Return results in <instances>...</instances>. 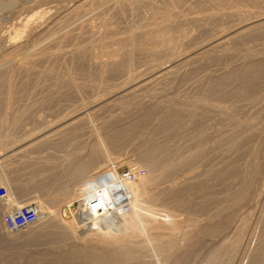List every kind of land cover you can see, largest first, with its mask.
Segmentation results:
<instances>
[{
	"label": "bare ground",
	"instance_id": "bare-ground-1",
	"mask_svg": "<svg viewBox=\"0 0 264 264\" xmlns=\"http://www.w3.org/2000/svg\"><path fill=\"white\" fill-rule=\"evenodd\" d=\"M10 1L11 0H9L8 2H10ZM33 1L34 0H12V4L15 5L14 7H16V6L19 7L20 5H28ZM18 2H19V4H18ZM15 3H17V4H15ZM8 6H10V5H8ZM51 13H52V11H51ZM30 16L31 15H29V17L21 18L20 20H18L19 25L21 27H23V31H21L20 34L16 35V37L14 39H11L8 37L9 40H7V41H9V42H7L6 41L7 38H3L4 43H5L4 46H2L4 52H3V55L1 54V56H0V92H1L0 95L3 94V96H4V98L0 97V169H1V171L4 170L5 165L9 164V160L11 162V160L16 158V157L17 158L20 156L22 157L24 154L29 153L30 150L32 153V151H35L37 147H41V146L43 147L47 144H52L51 147L53 148L54 146H56V144L53 146V142H52V138L55 136L57 138H59L60 143L65 142V144L66 143L68 144V142H71L68 145L66 144L68 147L70 146V144H75V142H74L75 139L72 137L75 134H78V135L82 134L83 135V133H84L82 131L83 127H84L83 130L85 128L90 130V128L93 127L90 125L91 124L90 123L91 118L97 117V116H94L92 113H89V112L93 111L91 109H90L91 111L89 110V105L91 104L90 103L91 101H94V102H92L91 106L99 104L101 107H103V106L106 107L107 104L109 105L108 102L113 101L114 103L117 102V105L119 104L120 108H122V106L125 105L129 101V99L131 100V97H134V95L136 93H139V91H144L146 89H149L148 87L151 84H153L154 82H157L159 80H163L162 78H164V77H168L171 75L173 76L175 74H178L177 72L183 66L188 65V64L190 66L191 63L193 64L197 60H199L201 58H205V57L208 59L209 58L212 59V62H214L213 58L216 59L217 61L218 60L224 61L226 59L224 57L230 56L231 55L230 52H233V50L235 49L236 46L244 44V42H246L247 40H249V41L254 40L256 37L258 38L259 34L264 32V0H81V1L79 0L78 2H74L72 5H70L68 7L66 6V8H64L62 10H56L54 12L53 16L52 15H51L52 17L50 16L51 17L49 19L50 23H48V24H47V22H38L36 19H34L37 17H35V16L30 17ZM46 17H48V16H46ZM122 20L126 21V23H125V25H127L126 27L124 26V23L122 22ZM121 22L123 25H120V26L121 27L123 26V28L125 27L124 31L121 30L123 32L120 31L121 27L119 26V24H121ZM16 24H17V20H16ZM14 28H12V29L14 30ZM9 30H10V28H9ZM10 31L12 32V30H10ZM13 33H11V34H13ZM31 37L32 38L37 37L39 40L38 41L36 40V41L40 45L37 46V48H35L36 46L32 45L33 48H31V50L26 51L24 44L23 43L21 44L20 40L22 38V41H23V38L30 39ZM10 39L13 41H11ZM77 40H78V42L81 40V42L78 43V44L81 43V45H78V44L76 45L75 41H77ZM73 42H75V44ZM72 43L74 45H76V47L73 45L74 49L70 48L73 46L69 47V45H72ZM68 47L70 49H67ZM28 48L29 47H27L26 49H28ZM67 56L71 57L70 60H71V64H73L72 67L71 66H70L71 68L68 67L70 69L69 70L67 67H65L63 65L65 67L64 70H62L61 72L59 71L58 73L55 71V73L59 74V75H55L54 66H56V64H58L59 61H65ZM232 56H234V55H232ZM74 60L78 61L77 64H79V62H81V63L79 65H74V63H72ZM253 62H254V60H253ZM66 63H68V62H66ZM66 63H64V64H66ZM60 64L62 65V62ZM60 64L57 65L58 70H59V68L63 69L62 68L63 66L59 67ZM75 64H76V61H75ZM81 64H85V65L88 64L89 68L87 66L84 68V65L82 66ZM44 65H46V66H44ZM74 66H79V67H77L78 69L83 67L82 68L83 71L81 69L80 70L77 69V70L82 71V73H79L78 75H80V74L84 75V76L82 75L80 78L85 77L86 81L83 79L85 83L82 82V84H80V82L78 83V81L76 82L73 80L74 79L73 76L74 77L76 76V74H74L75 71H74V73H70V72H73L72 70L76 69V67H74ZM41 67H43V68L40 69ZM246 70H247V73H245V76H243L244 74H242V73H241L242 74L241 75V74H239V72H235L234 74H232V77L229 75L231 78L227 77L224 79H221V78L216 79L213 77V79H212V77H211L209 83L207 82L208 85L205 87L204 90H202L203 91L202 95H199V97L197 96V98L192 99V101L190 100L189 103L187 102L186 104L188 106L185 105L186 107L184 106V108H182L183 106L181 108L177 107V106L174 107L173 106L174 103L169 104V105H168V103L166 104V100L167 99L169 100L170 97L167 98L165 100V102H163V104H166V106H163L165 108V112L163 113V114H165L163 120L164 119L165 120L163 121L162 124L168 128V130L165 129L166 131H170V133H171V131H172L171 129L174 130V129H177V128L182 127L184 125H185L184 129L186 127L189 128L190 126H192L193 121H191L192 124L191 123L187 124V123H184L185 121H183V118L185 120V118L188 117L189 115H190V117H192L193 120L198 119L200 122V119H201V121H203L202 123H204V125L208 127V125H206V123H205L206 121L204 122V120H206V118L203 116H202L203 118L202 117L199 118L200 111L201 112L203 111V113H204L208 110V112H212L214 114V116L216 115L215 116L216 118L217 117L219 118L220 123H219L218 127L221 124V120L223 121V123L228 124L227 126L233 127L232 133L230 132L231 134H228L225 137H221L224 134H222L220 132L221 138L217 139V142L215 141V143L219 144V146L221 143L229 144V145H226L229 148L225 147L226 149H228L229 152L233 151L234 154H238V155L240 152H244L243 158L245 156L247 157V158H245V160H246V165L244 164L245 167L234 166L235 165L234 160H233V162L230 160L231 162L228 161V163H227L223 159L224 160V161H222L223 165L220 163L221 165L219 167H212L209 169L205 168V170H203L202 172H199L200 174L199 173L197 174V171H198L197 170L196 174L192 175L190 173L192 176L189 175L190 177L189 178L187 177L188 179L186 178V181L190 182V184L188 183L189 186L192 185L193 181H191V180L198 179L199 177L201 178L200 182H199L201 185V187L199 189L201 191L200 190L197 191L196 195L199 193L200 194L197 195L198 197L195 195L197 197V199H199L198 202L201 204H205V206L202 205L203 208H205V210L208 209L207 206H210V205H212V206H210V208H213L214 206H215V208H217L215 210L216 212H214L212 210L214 212V214L209 215L208 218H210V220H213L217 216H220L221 214L222 215L226 214L229 218H231L230 216L232 215V219H231L232 225L230 227L228 235L225 233L228 238L227 237L225 238V236H224L225 239L222 238L221 240H223V241L222 242L220 241L219 244L216 243L214 240H212L208 243H205V245H208L210 247L214 246L213 249H215V246H219L218 249L216 247L217 250L216 249H215V251L211 250L212 252H210V249H209L210 253L208 254V252H206L208 255L203 254V255H206L203 258L202 257L197 258V257H199L197 255V257H194V258L189 257L190 259L179 260V264H240L243 258H246V260H247L246 264H264V130L262 128H259V129L257 128L260 120H262L260 118L261 114L264 112L260 110L262 113L260 112V114L259 113L255 114V113H257V112H255L254 113L255 115L252 114L253 116L248 117L247 119L243 118L245 120L241 121L238 118L239 117L238 116L239 110L238 109L236 110L232 107L231 108L228 107L227 105L229 103L226 104V102H225L226 106L223 105L222 102L224 103V100H226V99L228 100V98L225 99V96L223 98L221 96L222 92L225 91L227 93V91L225 89L228 90L231 87L230 86L231 81H235L236 79L239 81V85H241L240 86L241 89L238 88V89H240L239 91H241L243 89L246 92V94L249 91L251 93L252 92L251 90L254 89L258 85V82H261V83L263 82L262 84L264 85V67L263 66H258V64H253V65H251V67H248V69H246ZM78 71L76 73H78ZM120 73L122 75H125L124 77L122 76V78H123L122 83H121V79H118L116 76V74H120ZM72 74H73V76H72ZM212 74H214V73H212ZM32 75L34 77H36V79L42 78L41 81L39 80L40 83L43 81V77H46V80H48V81H53L52 79L55 77H53L52 79L49 80V79H47V76H50V75H51V77L53 75L56 77L59 76L60 78L58 77L56 79L61 80V82L63 84L64 83L67 84L66 86H63V84H62L63 87L66 88L67 86H70L69 89L67 88L69 91L67 89L66 90L70 94L74 95V93H75V96H74L75 98H77L80 93L85 92L88 89H91V91L88 90L91 92V94H93L92 90L97 91V89H100V88L104 93L102 95V91H98L97 93L101 94V96L99 94V96H98L99 98H98V97H96V95H98V94H96V92H95L94 94H96V95H93L90 97H92V98L94 97L97 99L96 100L91 99V101L89 99L88 101L90 104L87 105L85 103L86 106L81 107L82 110H83V108H87V111H89L88 112L89 114H87L86 113L87 111H85V110H84V112H82L81 108L79 107L81 105L79 104V106H77V107H79L80 109H77V107L75 106L77 110L72 109L73 111H71L70 114L68 113L69 112L68 111L67 112L68 116L65 117L62 115L63 117L59 121L56 119L58 122L55 121L56 122V123H54L55 125L53 124L49 128L47 126L48 132L45 134H44V129H43V134L41 132V134H42L41 136H38V135H40V133L38 134L35 131L33 133V130H32V133H33L32 135L30 134L31 132L30 133L26 132L27 134L30 135V138H27V134L25 133V128H24V134L26 135V138H24L25 136H20V134L18 136V134L13 132L14 131L13 129H15L18 125L20 126L22 121H24V119H26V117H24V115H25L24 113L26 111L24 112L22 110L23 111V113H22L19 110L21 108L20 106H19L20 108H17L18 106L15 107L16 105H18V103H20L19 100L17 101V99H19L20 97H18V98L16 97L17 87L15 86L16 83L14 84V81H15V78L17 81L18 77L21 78L19 81H21V80L24 81V83L21 82L22 84H24L23 85L24 87H19L20 85L18 83V85H19L18 87L20 88V90L23 88L22 91H20V90H18V91H20V94L22 92V95H20V96L23 97V101H24L25 100L24 96L26 95L25 91L29 92V91H27V89H32V88L26 87V86H28V84H30V82L32 80V78H31ZM78 75L76 78L79 77ZM112 76H116V81L118 79V80H120V82L116 83L117 85L115 83H112L113 85L112 84L109 85L106 82L105 83L106 85H105L104 84L105 79L107 77L108 78L111 77L112 79H114ZM34 77H33V79L35 82ZM30 78H31V80H30ZM80 78H78V79H80ZM119 78H120V76H119ZM38 79H37V82H38ZM78 79H76V80H78ZM112 79H110V80H112ZM29 80H30V82L28 83ZM44 80H45V78H44ZM106 81H107V79H106ZM43 82H46V81H43ZM57 82H59V81H57ZM110 82L108 81V83H110ZM113 82H115V81L113 80ZM31 84H34L33 81ZM35 84H36V82H35ZM35 84L32 87H34ZM46 84L43 83V85H45V86H43V85H40L38 83V85H40L41 87L43 86L42 87L43 89H44V87H46ZM94 84L96 87L98 86L99 88H95ZM38 85H36V87ZM48 85H49V83H48ZM62 86H60V87H62ZM36 87H34L33 89H36ZM48 87H50V86H48ZM55 87H54V90L57 91V87H59V86H57V83H56ZM60 87H59L58 91L60 90ZM92 87H94V89H92ZM38 89H36V90H38ZM70 89H72V90L70 91ZM64 90H62V91L64 92ZM230 90H229V93H230ZM40 91H42V89H40ZM88 91H87V93H88ZM239 91H237V92L232 91L231 95L230 94H229L230 96L228 95L230 97L229 99H232L235 97H236L235 99H237V97L243 92V91L242 92H239ZM54 92L51 91V93L55 94ZM63 92H61V93L63 94V97H64ZM225 92H224V94H225ZM30 93H32L31 97H33V95H35L37 93V91L35 94H33L34 93L33 90H32V92L30 91L29 94ZM57 93L59 94L60 92H57ZM76 93H78V94H76ZM165 93H167V92H165ZM258 93H260V92H258ZM83 94H85V93H83ZM197 94H198V92H197ZM251 94H253V93H251ZM73 95H70V97ZM243 95H245V94H243ZM28 96L30 98V95H28ZM60 96H62V95H60ZM83 96H85V95H83ZM151 96L150 97L148 96V97L151 98ZM228 96H226V97H228ZM259 96L260 95H258V97ZM25 97H27V95ZM65 97H67V96L65 95ZM74 97H72L71 99H73ZM79 97H81V96H79ZM29 98L27 97L26 99L28 100ZM49 98L51 99V97H49ZM52 98H53V96H52ZM152 98H153V96H152ZM175 98L174 99L172 98V99L175 100ZM177 98H178V96H177ZM253 98H252V100H253ZM68 99H70V98H68ZM240 99L241 98H239V100ZM21 100H22V98H21ZM248 100H251V99H248ZM67 101H70V100H67ZM141 101H140V103H141ZM153 101H154V99H153ZM237 101H238V99L236 100V102ZM84 102H82V103H84ZM160 102H162V101H160ZM169 102H171V100ZM233 102H234V99H233ZM48 103H49V101H48ZM48 103L45 102V104H48ZM153 103H155V102H153ZM24 104L26 106V103L23 102L22 105H24ZM33 104H32V106L34 108ZM163 104H160V105H163ZM256 104H259V103H256ZM52 105H54V104L49 105V107ZM110 105H111V103H110ZM112 105L114 106V104H112ZM112 105H111V107H112ZM160 105L157 103L156 106L159 107ZM253 105H254V102H253ZM27 106H29V103ZM100 106L98 107L99 109H101ZM144 106H145V104H144ZM47 107H48V105H47ZM15 108H16V110H18V112L20 111V114H22V115H14L13 114L14 111H12V110H15ZM29 108H30V106H29ZM92 108H95V107H92ZM154 108H155V106H154ZM38 109H39V106H38ZM102 109L104 110L106 108H102ZM262 109H263V107H262ZM107 110H110V109H107ZM157 110H158V108H157ZM161 110H162V108H161ZM161 110H159V112ZM185 110L188 111V113H189L188 116H186L187 113H185L186 115L184 114ZM241 110H243V109H241ZM39 111H40V109H39ZM28 112L29 111H27V113ZM98 112H99V110H98ZM156 112H158V111H156ZM27 113H26V115H27ZM35 113H36V111H35ZM37 113H38V110H37ZM39 113H41V112H39ZM93 113H94V111H93ZM203 113H201V114H203ZM37 115H35V116H37ZM95 115H97V114L95 113ZM152 115H155V112ZM152 115H150V116L152 117ZM183 115H185L186 117H183ZM210 115H211V113H210ZM31 116L32 115L30 113V119H31ZM40 116H38V118ZM214 116H213V119L215 121L216 118ZM262 116L264 119V115H262ZM54 117H56V116H54ZM155 117H156V115H155ZM40 118L38 120H40ZM152 118H154V117H152ZM92 119H94V118H92ZM188 119H189L188 121L192 120L191 118H188ZM208 119H210L209 116L207 117V120ZM27 121H29V120H27ZM214 121L213 120L210 121L209 122L210 125L212 124V122L214 123ZM141 122L144 123L143 121H141ZM51 124H52V122H51ZM132 124H134V123H132ZM139 124H140V122H139ZM200 124H201V122H200ZM89 125L91 126L90 128L88 127ZM143 125L144 124H142V126ZM188 125H190V126H188ZM201 125L199 126L197 124V120H196V126L197 127L206 128V127L201 126ZM136 126L138 127V124L135 125L134 127L132 125V127H129V129L125 128V130L126 129L127 130L124 132L123 131L117 132L115 134L112 133L113 136L108 135V137H107L105 135L106 137H103V139H100L98 137L99 139L98 140L96 139V140H97V143L99 145L97 143H96V145L98 146V148L101 147L100 151H98V152L92 151L94 153H92V155L90 154L91 156H90V158L88 157L89 160H87L85 162V166H84V162H83V164H81L82 166L77 164V165L81 166V168L78 166V167H76V169L74 171H72V173L70 175V178H71L70 181L65 186H63L61 189H59L58 192H56L55 194L53 193L54 194V197L52 196L53 198L42 202L43 199H41L39 201L38 199H36V196H34V195L32 196V198H29V195H30V193H29V195L26 196V197H28V199L26 197H24L25 198L24 201L23 200L20 201L21 199L18 198L20 200L17 201V199H15L14 195L12 198H10L11 197L10 196L9 199H7V200H9L7 203H9V204L8 205L6 204L3 208L0 207V216L5 213V210L10 215V214L17 212L18 210H21L23 208L29 209L31 207H35L38 211V215H39L38 217L39 218L32 226L25 228L24 232L18 231V232H12L11 233L5 228L6 226L4 225L5 227H2V228H5V231H3L1 233L2 234L4 233V235L7 239V240L5 239L6 242L4 240L5 244L9 243L8 242L9 240H10V243H11V241L13 243H15V242L17 243L18 241L21 243V241L23 242L24 238L26 240V237H27V239H28V237L29 238L32 237L31 240L29 239V241L32 242V244H30V242H28L30 244V246L31 245L36 246L38 242L41 246L42 243L45 244V243H48V241H50V242L52 241L51 243H53V245H55L54 247L56 248V245L58 247L60 245V244L58 245V242L60 241L59 240V234H57L59 232L58 230L64 229L63 231L65 232V234L68 235V233H66V231H70L68 229V227L70 228V226H72L74 224H78L80 226L78 227L79 230L77 229V231L81 230V232H82L81 236L83 235V237L80 238V242L82 241V243L84 245L85 244L89 245V244L100 243V244L106 246L107 248L110 247L112 249L113 248L117 249V254L113 258L109 259L108 264H112L111 262H114L115 264H122V263L126 262L124 264H128L129 261L131 262V260L133 261L136 258V256H135V254L137 253L136 250H142L148 245L147 244L148 240H152L153 237H155V240H156L158 235H161V237H162L161 233H163V235L164 234L166 235V233H169L173 229L172 223H174L173 224L174 227L177 226L176 228L179 227V228L183 229L184 224H183L182 220L184 218L181 220L180 219L181 216L176 217L175 215H172V213L170 216L169 213L172 211L164 212L162 210L164 208H162V206L157 205L154 202V199L159 197L160 194H157L154 192H147V190H144L143 185L146 187L148 184H151V182H153V184H154V182L156 183V181H157L156 177H154V176L150 177L149 176L150 178L149 177L148 178H142L139 175V177H137L134 180V182H130L129 178H125L124 180L122 178V180H121V176H117L118 180H121V181L120 182L116 181L115 174L117 172L118 173H120V172L115 169V166H116V162H117L118 158H120V157H116L114 155L113 148L114 147L116 148L117 146L123 148L125 146V144L127 143L128 139L130 138L132 133H133L132 135L134 136V132L138 129ZM213 126H215V123ZM23 127H24V125H23ZM23 127H22V130H23ZM44 127H45V125H44ZM139 127L141 130V125ZM182 129H183V127H182ZM184 129L182 130V132H184V134L182 133L181 136H183V135L185 136V134L186 135L188 134V136H189V133H188L189 129L188 130L186 129L187 130L186 133H185ZM190 129L192 130V128H190ZM207 129L208 128H206L205 130L207 131ZM213 129H212V131H213ZM226 129H227V127H226ZM177 130H180V128ZM193 130L195 131V129H193ZM205 130L204 129H199V130L196 129L195 133L192 131L191 132L194 133L193 135L198 134L196 136L200 137L204 140L205 136H208V135H206L207 133ZM222 130H224V129H222ZM17 131H19V130L17 129ZM161 131H163V129ZM174 131H172V132H174ZM176 132H178V131H176ZM241 132H243L244 135ZM35 133L38 135H36ZM170 133H169L168 138H170V136H171ZM239 133H241L243 136L238 137ZM173 134L175 135V133H173ZM173 134H172V136H173ZM137 135H138V133H137ZM193 135L190 134L189 137L192 136L191 139L197 138ZM172 136H171V138H172ZM56 137L53 138V140L56 139ZM95 137L97 138V136H95ZM100 137H102V136L100 135ZM200 138H198V140ZM72 139H74V140H72ZM206 139H208V138H206ZM55 141L57 142V139ZM171 141L167 142L164 145L160 144L157 141L156 142L159 143L160 145L159 144L155 145L156 143L154 144L151 141L152 142V145L150 144L151 147L146 145L145 148H147V146H148V149H147V151L144 150V153H143L145 155L146 159H145V162H143L144 160L142 161V164L144 163L148 167V168L146 167L147 170L150 169V171H152L156 168H158V169L161 168V170H162L161 171L162 173H160L161 174L160 176L162 178V179L160 178L161 181H163V179L167 180V178H169V171L172 169L174 170V168H183V166L185 167L186 165H187L186 169H189L188 167H192L191 165H193V163H195V161L198 159V157H196V155L199 156V151L204 150V148H205V147L199 145L198 146V150H199L198 154L195 155V153H196L195 152L191 156H187L185 158L182 157L183 159L180 158L181 160H178V158H179L178 157L177 158L178 161L173 157V159H175L177 162L174 163L172 161V163H169L170 162L169 160H172V159H170L169 154H171L173 151H175L174 149L172 151V143L173 142H171ZM183 141L184 140H182L181 142H183ZM200 141H202V140H200ZM56 142H54V143H56ZM163 142H164V140H163ZM254 142H255L256 148H255V145L252 146V144H254ZM78 143H77V145H78ZM161 143H162V141H161ZM194 143H195V141H194ZM4 144H6L8 146L10 145V146L9 147L5 146V148H4ZM58 144H57V147L60 148L61 150H63V148L65 146L64 143H62V145H60V146H58ZM141 144H143V143H141ZM205 144L207 147V143H205ZM214 144H213V146H217L216 144L215 145ZM202 145H204V144H202ZM47 146H50V145H47ZM75 146H76V144H75ZM224 146H222V147H224ZM68 147L66 148L67 150H68ZM149 147H150V149H149ZM54 148L56 150V147H54ZM38 149L41 150L40 148H38ZM44 151H45V149H44ZM56 151H58V150H56ZM140 151H143V150H140ZM205 151H207V150L205 149ZM35 152H39V151L37 150ZM35 152H33V153H35ZM165 152H167V153H165ZM168 152H170V153L168 154ZM201 152L202 153H200V154L203 155L204 154L203 151H201ZM122 154H124V153H122ZM162 154H164V155L168 154L167 158L169 160H167V158L163 157ZM31 155L29 156V158H32ZM47 155H49V154H47ZM49 156H48V158H49ZM25 157L26 156H24V158ZM33 157L35 159V156H33ZM24 158L22 157V159H24ZM229 158H231V157H229ZM240 158H242V157H240ZM39 159L37 161L40 163ZM17 160L18 159H16V161ZM30 160H32V159H30ZM129 160H131V159H129ZM129 160L126 163L127 164L130 163L128 165L131 167V165L135 164V163H132L131 162L132 160L129 162ZM237 161H238V159H237ZM12 162H13V160H12ZM34 162L35 161H33L32 163H34ZM133 162H137V159H136V161L134 160ZM202 162H203V160H202ZM27 163H28V161H27ZM29 163L31 164V162H29ZM167 163H169V164H167ZM237 163H239V162H237ZM35 164H38V163H35ZM127 164H125V165H127ZM164 164H166V165H164ZM242 164H241V166H242ZM9 166H6V167L9 169ZM6 167H5V170H7ZM22 167H23V165H22ZM35 167H36V165H35ZM35 167H34V169H35ZM194 167H195V164H194ZM23 168L25 169V167H23ZM20 169H21V167H20ZM139 169H140V166H139ZM12 170L14 171V169H12ZM136 170H138V169H136ZM194 170H195V168H194ZM194 170H192V173H195ZM39 171H40V169H39ZM143 171H144V169H143ZM25 172H27V171H25ZM123 173H125V172H122L120 174H123ZM6 174L4 176H7ZM153 174H155V173H153ZM22 175H24V174H22ZM155 176L158 177V174ZM33 177H35V176H33ZM133 177H135V175H133ZM12 178H14V177H12ZM15 178H17V177H15ZM7 179L8 178H5L6 181H7ZM96 179L102 180V183L99 181V183H101V184H99V187L101 185V187H103V188L100 187L98 189L96 187L98 185L96 182H94V180H96ZM11 181H12V179H11ZM16 181L14 182V179H13L12 182L16 183ZM93 182H94V185L96 183L95 187L97 189H95V190L93 187L94 186ZM6 184H7V182H6ZM234 184L237 186H235ZM10 185L11 184L9 183L6 185V187L13 194V193H15V192H13V191H15V189L14 188L12 189L11 188L12 185H11V187H10ZM91 185H93L92 189L90 187ZM193 185H192V187H193ZM210 185H212L211 186L212 188L209 187ZM233 185L236 188H238L237 189L238 191L233 192L234 194H230V195L226 194L227 191L230 189V187H232ZM13 187H16V188L18 187V189H19V186H16V185L14 186V184H13ZM31 187H32V185H31ZM188 188H190L191 190L193 189V188L188 187V186H187V188H183V189L176 190V191H175V189H172V190H174V192L173 193L170 192V194L172 196L169 198V199H171L170 201L177 200L178 197H181V196H179V194H181L182 192H184ZM208 188H211L213 190L212 192H208V195H209L208 198H210V195H212V196L214 195L213 197L210 198L211 202H208L207 201L208 199L207 200H201V199L205 198L204 196H208V195H205V193L207 194L206 190ZM33 189H35V188H33ZM88 189L90 191H86ZM197 189H198V187H197ZM211 189H208V190H211ZM158 190L159 189H157V191ZM168 190H165V191H168ZM10 191H8V192H10ZM21 191H23V190L21 189ZM100 191L102 193H104V197H103V199H101V201H102L101 209L97 210L95 213H91L92 211L88 213L87 212L88 203L86 204V202L89 199L95 197L96 192H100ZM193 191H194V189H193ZM160 192L163 193L164 190H161ZM11 193H8V196H9V194L11 195ZM144 193H146V195H144ZM194 193L195 192H193V195H194ZM222 194L224 195L223 197H222ZM185 195H186V193H185ZM188 195H190V194H188ZM39 196L37 198H39ZM34 197H35V199H34ZM165 198L162 200L164 202H167ZM216 198L218 199V203H217L218 205L216 204L217 207H216V205L213 204L214 202H216L214 200ZM219 200H220V202H219ZM95 201H96V199L91 201L89 203L90 204L89 206H91ZM204 201L205 202L207 201V202L204 203ZM251 202H253V204H250ZM125 203H126V205L124 206ZM189 204H190V202H189ZM190 205L192 206V203ZM241 205H243V208H245V210L241 214H239V215L237 214V216L233 218V216L236 215V214H234L235 208L239 207ZM0 206H2V205H0ZM83 206H85L86 210L83 208ZM105 207L109 208L110 212H108L106 210L107 208H105ZM124 207H127V208H124ZM186 207H187V205H186ZM186 207H185V209H187ZM115 208H117V209L115 211H112ZM200 208H201V206H200ZM104 209L106 210L107 213L102 214V212H105ZM182 209H184V208H182ZM197 210H198V208L197 209L195 208L194 213H196ZM201 210H202V208H201ZM3 211H4V213H3ZM207 211H209V209ZM202 212H205L204 209ZM7 213L4 214V216H8ZM189 213H190V211H189ZM84 214H86L88 216L90 215L91 216L90 218H92V220L91 221H89V220H82L81 221V219H80L81 215L83 216ZM175 214H177V213H175ZM98 215L102 216V219H100V221L95 220ZM157 216H159L161 218L160 221L157 224L150 225L152 218L153 217L158 218ZM0 218H4V217L1 216ZM173 219H175V222H171V221H173ZM154 220L155 219H153V223H155ZM84 221H87L88 225H86V224L82 225L83 223H85ZM155 221H157V219ZM1 222H2V220H1ZM203 223L204 222H202V224ZM45 225H47L48 231H46V229H45L46 227L44 228L45 229L44 231L42 230L43 226H45ZM194 225H195V223L194 224L191 223V225L189 226L188 222H187L185 227H187V229H189V228H193ZM197 226H198V224H197ZM195 228H196V225H195ZM73 230H75V228H73ZM13 233H15V234H13ZM74 233L77 234V232H74ZM172 233H174V232H172ZM78 234H80V233H78ZM170 235H171V233H170ZM255 235H256V237H254ZM72 236L73 235H71V237ZM68 237L70 238V236H68ZM61 238H63V237H61ZM254 238L256 240L255 246L251 250L249 245L251 244V242L253 241ZM0 239L3 240L4 238H0ZM174 239H175V237H174ZM4 242L2 241L1 246L4 244ZM51 243H50V245H52ZM22 245L25 246L26 244L25 243L21 244L18 248H21ZM205 245H204V248H205ZM251 245H253V244H251ZM1 248L4 249V245ZM50 248H52V247H50ZM55 248H53V249H55ZM3 249H0V252ZM22 249H25V248H22ZM22 249H20V250H22ZM5 250H7V249L5 248L3 251H5ZM10 250H11V248H10ZM176 250H178V249H176ZM183 250L184 249H182V251ZM205 250H207V249H205ZM71 252H72V250H71ZM178 252H180V250ZM12 253H13V251H12ZM171 253H170V257H171ZM191 254H188V255H191ZM113 255H114V253H113ZM164 255H167V254H164ZM188 255H184V256L186 257ZM0 257H2V255ZM8 257H12V256H10V253L7 256V258ZM21 257L19 259H21ZM170 257L168 259L169 263L173 262V264H174L175 263L174 260H176L177 256H176V258L173 257L172 261H171ZM3 258H5V257L3 256L2 259ZM7 258H5V259H7ZM12 258H15V256H13ZM16 258L18 259V255ZM2 259H0V260L3 261ZM17 259H15V260H17ZM180 259H181V257H180ZM23 260H25V259H23ZM27 261H29V259ZM27 261H25V263ZM33 261L35 263V260H33ZM36 261H38L37 258H36ZM9 262L11 264L10 260H9ZM29 262H32V259ZM130 262H129V264H131ZM159 262H160V260H159ZM242 263H245V262L243 261ZM137 264H140V263H137ZM154 264H158V263H154Z\"/></svg>",
	"mask_w": 264,
	"mask_h": 264
},
{
	"label": "rangeland",
	"instance_id": "rangeland-1",
	"mask_svg": "<svg viewBox=\"0 0 264 264\" xmlns=\"http://www.w3.org/2000/svg\"><path fill=\"white\" fill-rule=\"evenodd\" d=\"M9 0H0V56H1V54L3 55V47L2 46H4V40H3V38H7L6 39V41L7 40H9L8 39V37L9 38H11V39H14L15 37H16V35H18V34H20L21 33V31H23V27H21L20 25H19V21L18 20H20L21 18H25V17H29V15H31L30 17H32V16H35V17H37V18H34V19H36L38 22H47V24L48 23H50V18L53 16V14H54V12L56 11V10H62V9H64V8H66V6L68 7V6H70V5H72L74 2H78L79 0H34L33 2H31L30 4H28V5H20L19 7L18 6H16V7H14L15 5L14 4H12V0L10 1V2H8ZM81 1V0H80ZM15 4H17V3H15ZM18 4H19V2H18ZM8 5H10V6H8ZM58 6V7H57ZM2 9V10H1ZM11 9V10H10ZM50 10V11H49ZM3 11V12H2ZM5 11V12H4ZM42 13H41V12ZM51 11H52V13H51ZM40 12V13H39ZM48 12V13H47ZM7 13V14H6ZM2 14V15H1ZM37 14V15H36ZM46 14V15H45ZM52 15V16H51ZM24 16V17H23ZM46 16H48V17H46ZM51 16V17H50ZM2 17V18H1ZM43 17V18H42ZM16 20H17V24H16ZM48 20V21H47ZM122 22L124 23V26L126 27L127 25H125V23H126V21L125 20H122ZM122 22H121V24H119V26L120 25H123L122 24ZM46 24V25H47ZM14 28V30L12 29V28ZM17 27V28H16ZM21 27V28H20ZM121 27V26H120ZM125 27L123 28V26L121 27V29H120V31L121 30H125ZM9 28H10V30H12V32L9 30ZM20 28V29H19ZM123 28V29H122ZM19 29V30H18ZM18 30V31H17ZM7 31V32H6ZM9 31V32H8ZM123 31H121V32H123ZM14 32V33H13ZM11 33H13V34H11ZM6 35V36H5ZM264 32H262L261 34H259V36H258V38L256 37L254 40H247L246 42H244V44H241V45H238V46H236L235 47V51L233 50V52H230V56H228V57H224V58H226L224 61H217L216 59H214L213 58V61L214 62H212V59H208V58H201V59H199V60H197L195 63H191L190 64V66H189V64L188 65H185V66H183L182 68H180V70L177 72L178 74H175V75H171V76H168V77H164V78H162L163 80H159V81H157V82H154L153 84H151L148 88L149 89H146V90H144V91H139V93H136L135 95H134V97L136 98H134V97H131V100L129 99V101L125 104V105H123L122 106V108H120V105L118 104L117 105V102L116 103H114L113 101L112 102H108L109 103V105L107 104L106 105V107L105 106H103V107H101L99 104H97V105H93V106H91V104H92V102H94V101H91V99L93 100H96L97 98H92V97H90V96H93V95H96V94H98L97 92L98 91H102L101 90V88L100 89H97V91H94V90H92L93 91V94H91V89H88V90H90V91H88V93H87V91H85V92H82V93H80L79 95H78V97L79 96H81V97H77V98H75L74 96H75V93H74V95L73 94H70L69 92H67V90L69 89V87L70 86H67L66 88L65 87H63V86H66L67 84H63L62 82H61V80H58V79H56V78H58V77H56V76H52L51 77V75L50 76H47V79H52L53 77H55V78H53L52 80L53 81H48V80H46V77H43V81H46V82H41L40 83V81L42 80V78L41 79H38V82H37V79H36V77H34L33 75H32V80H31V78H30V80H31V82H30V80L28 81V83L30 82V84L32 83V81H33V83L35 84V82H36V84H35V86L34 87H36V85H38V83L40 84V85H43V83H47L46 84V87H44V89L42 88L43 86H45V85H43L42 87L40 86V85H38L37 87H36V89H38V90H36V89H33L34 87H32L34 84H28V86H26V87H28V88H32V89H27V91H31L32 92V90H33V94H35L36 93V91H37V93L35 94V95H33V97H31L32 95V93H30L29 94V92H26L25 91V93H26V95H27V97L29 98V96L28 95H30V98L27 100L26 98L27 97H25L24 96V101H23V97L22 96H20V95H22V92H21V94H20V91H22V89L20 90V88L19 87H24L23 85L24 84H22L21 82H23L24 83V81L23 80H21V81H19L21 78H17L18 80L16 81V78H15V81H14V84H15V86L17 87V92H16V97L18 98V97H20L19 99H17V101L19 100L20 101V103H18V105H16L15 107H17V108H20L19 110L23 113V111L25 112L24 114L26 115V113H27V111H29L28 113H27V115L25 116L24 114V117H26V119L27 120H31L30 122L29 121H27L26 119H24V121H22V125L20 124V126L18 125L15 129H13L14 131L13 132H15L16 134H18V136H19V134H20V136H25L24 138H26V135L24 134V128H25V133L27 132V133H30L31 135L34 133V131L36 132V133H40V135H38V134H36V135H38V136H41L42 134H43V129H44V134L45 133H47L48 132V128L51 126V125H53L54 123H56V122H58L59 120H61L62 119V117L63 116H68V114H67V112L70 114L71 113V111H73V110H77V109H80L81 107H85L86 106V104L88 105V104H90L89 105V110L91 109V110H93L94 111V113H93V111L92 112H89V111H87V108H83V110H82V108H81V111L82 112H84V110L85 111H87L86 113L87 114H89V113H92L94 116H97V117H92V118H94V119H92L91 118V121H90V125L91 126H93L92 128H90L91 126L89 125L88 127L90 128V130L89 129H84L83 130V128H82V131L84 132L83 133V135L82 134H80V135H78V134H75L72 138H74L75 139V144H76V146H75V144H70V146L68 147L67 145L69 144V143H71V142H68V144L66 145L65 144V142H62V143H64V148H63V150H61L60 148H58L57 147V144H58V146H60V145H62V143H60V141H59V138H57L56 136V139H57V142L55 141L56 139H54L53 140V138H55V137H53L52 138V142H53V146L56 144V146H54V147H56V150H58V151H56L55 150V148L53 147H51L52 146V144H47V145H50V146H47V145H45V146H41V147H37L36 148V150L35 151H39V152H35V151H32V153L33 152H35V153H31V150L29 151V153H26V154H22L23 156V158H24V156H26L24 159H22V157L20 156V157H16V158H14V159H12L13 160V162H12V160H11V162H10V160H9V164L8 165H5V167L6 166H9L10 164V166H9V169L7 168V170H5V167H4V170L3 171H1V169H0V185L1 184H4V185H7V184H11L12 185V187H11V185H10V187L13 189H15V191H13V192H15V193H11V191L10 190H8V191H10V192H8V193H11V195L9 194V196H8V198L6 197V198H4V199H1L0 200V205H2V206H0L1 208H3L6 204L8 205L9 203H7L9 200H7V199H9V197L10 198H12L13 197V195H14V197H15V199H17V201L18 200H20V201H24V197H26L27 195H29V193H30V195H29V198H32V196L34 195V196H36V199H38L39 201L41 200V199H43L42 200V202H44V201H47V200H49V199H51V198H53L54 197V194L56 193V192H58L59 191V189H61L63 186H65L69 181H70V175H71V173H72V171H74L75 169H76V167H78L79 165H81V164H83V162H84V166H85V162L87 161V160H89V158H90V156L92 155V153H94V152H98V151H100V149H101V147H99L98 148V146L96 145V143H97V140L100 138V139H103V137H108V135L110 136H113L112 135V133L113 134H115V133H117V132H124V131H126L127 129H129V127H132V125H133V127L135 126V125H137L138 124V129L134 132V136L131 134V136H130V138L128 139V141H127V143L125 144V146L123 147V148H121V147H114L113 148V153H114V155L116 156V157H120V158H118V160H117V162H116V166H115V169L116 170H119L120 172H126V171H133L132 172V175H135V177H133L132 179H130L129 178V181L130 182H134V180L137 178V177H139V175H140V177H142V178H148L149 176L150 177H156L157 178V181H156V183L154 182V184H153V182H151V184H148L146 187L143 185V187H144V190H147V192H154V193H157V194H160L159 195V197H157V198H155L154 199V202L157 204V205H160V206H162V208H164V209H162L164 212H167V211H172V212H170L169 213V215L171 216V213H172V215H175L176 217H179V216H181V220H182V222H183V224H184V228L182 229V228H176L177 226H175L174 227V223H172V226H173V231L171 230L169 233H166V235L164 234L163 235V233H161L162 234V237H161V235H158L157 236V238H156V240H155V237H153V239L152 240H148V242H147V246L144 248V249H142V250H136L137 251V253L135 254V256H136V258L132 261L131 260V264L133 263V264H137V263H140V264H154V263H164V264H168L169 263V261H168V259H169V257H170V253H171V257H170V259H171V261H172V258L174 257V258H176V256H177V258H176V260H174V264H179V260H185V259H190L189 257H192V258H194V257H197V255L199 256V257H197V258H203V257H205L206 255H208L210 252H212L211 250H213V251H215V249H216V247H217V249H218V247L219 246H215V249H213V247L214 246H212V247H210V246H208V245H205V243H208V242H210V241H212V240H214L216 243H218L219 244V242L221 241H223V240H221L222 238H224V236H225V238L227 237L226 236V234L228 235V232H229V230H230V227H231V225H232V222H231V219H232V215L230 216L231 218H229L226 214H221L220 216H217L215 219H213V220H210V218H208V216L209 215H211V214H214V212H216L215 210L217 209V208H215V206L213 207V208H210V206H212V205H210V206H207V208L209 209V211H207L208 209H206L205 210V208H203V206H205V204H201V203H199L198 201H199V199H197V195H199V194H197L196 195V193H197V191H199L200 189V187H201V185H200V177L198 178V179H193V180H191V181H193L192 182V185H193V187H192V185L191 186H189V184H190V182H188V181H186V178L188 177H190V176H192L193 174H196V171H197V174L199 173V172H202L203 170H205V168L206 169H209V168H212V167H219L221 164L223 165V162L222 161H224L225 160V162H227L228 163V161H232L233 162V160L235 161L234 163H235V165L234 166H240V167H245V165H246V160H245V158H247L246 156L243 158V155H244V152H240L239 153V155L238 154H234V152L232 153V152H229L228 151V149H226L228 146H226V145H229V144H226V143H221L220 144V146H219V144H216L215 143V141L217 142V139H219V138H221V137H225L226 135H228V134H231L232 133V131H233V127L232 126H227L228 124H225V123H223V121L221 120V124H220V126L218 127V125H219V118L217 117H215L214 116V114L212 113V112H208V110L206 111V112H204L203 113V111L201 112L200 111V114H199V118L200 117H205L206 118V120H204V122L206 123V125H208V127L207 126H205L204 125V123H202L203 121H201V119H200V122H201V124H200V122H199V120L198 119H196L197 120V124L200 126H204V127H206V128H208L207 129V131L205 130L206 128H203V127H197L196 126V120L194 119H192V117H190V115H189V113H188V111H186L185 110V112H184V114L185 113H187V115L186 116H188V117H186L185 115H183V117H186L185 118V120H184V118H183V121H185L184 123H187V124H190L191 123V121H193V124H192V126L194 127H192V126H190V125H188V126H190L189 128L188 127H186L185 129H184V126H182L183 127V129L185 130V133L187 132V130H188V133H189V136H190V134L191 135H193L194 133H195V131H196V129L197 130H199V129H204L205 131H206V135H208V136H205V139L203 140L202 138H200V137H197L196 135H198V134H195V135H193V136H195V137H197V138H194V139H191L192 138V136L191 137H189L188 136V134L186 135L185 134V136L183 135V136H181L182 135V133L184 134V132H182V127H179L180 128V130H177V129H179V128H177V129H171L172 131H174V132H172L171 131V133H170V131H166V130H168V128L167 127H165V125H163L162 123H163V121L165 120H163V118H164V115L165 114H163L164 112H165V108L163 107V106H166V104L168 103V105L169 104H172V103H174L173 104V106L174 107H182V108H184V106L185 105H187L186 103L188 102H190V100L192 101V99H195V98H197V96L199 97V95H202V93H203V91L202 90H204L205 89V87L208 85V83H209V81H210V79H211V77H212V79H213V77L214 78H216V79H218V78H221V79H224V78H227V77H232V74H234L235 72H239V74H244L243 76H245V73H247V70L246 69H248V67H251V65H253V64H258V66H263L264 67ZM5 36V37H4ZM36 38V39H35ZM35 38H30V39H26V38H23V41H22V38H21V40H20V42H21V44L23 43L24 44V47H25V50L26 51H28V50H31V48H33V46H36L35 48H37V46H39L40 44L37 42L39 39L37 38V37H35ZM10 39V40H11ZM41 39V38H40ZM37 40V41H36ZM260 40V41H259ZM11 41H13V40H11ZM30 41V42H29ZM7 42H9V41H7ZM32 42V43H31ZM76 42V45L79 43V42H81V40L78 42V40L77 41H75ZM75 42H73L74 44H75ZM249 42V43H248ZM72 43V45H69V47L70 46H73L74 44ZM248 43V44H247ZM251 43V44H250ZM253 43V44H252ZM258 43V44H257ZM263 43V44H262ZM3 44V45H2ZM29 44V45H28ZM33 45V46H32ZM76 45H74L75 47H76ZM78 45H81V43L80 44H78ZM250 45V46H249ZM252 45V46H251ZM74 46L73 47H70V48H72V49H74ZM249 46V47H248ZM257 46V47H256ZM27 47H29L28 49H26ZM67 48V49H70V48ZM241 48V49H240ZM257 50V51H256ZM236 52V53H235ZM246 53V54H245ZM252 54V55H251ZM232 55H234V56H232ZM237 55V56H236ZM251 56V57H250ZM256 57V58H255ZM212 58V57H211ZM71 57L70 56H67L66 57V60L65 61H59V63L58 64H56V66H54V73H55V71L58 73L59 71L61 72L62 70H64V68L65 67H72V65L73 64H71ZM228 59V60H227ZM235 59V60H234ZM209 60V61H208ZM216 60V61H215ZM230 60V61H229ZM253 60H254V62H253ZM75 61H76V64H75ZM203 63H202V62ZM208 63H207V62ZM260 61V62H259ZM62 62V65L60 64ZM66 63V62H68V63H66V64H64V63ZM77 60H74L72 63H74V65H79L81 62H79V64H77ZM222 62V63H221ZM226 62V63H225ZM231 62V63H230ZM245 62V63H244ZM251 62V63H250ZM256 62V63H255ZM233 63V64H232ZM60 64V66L59 67H61V66H63L62 68L63 69H60L59 68V70H58V66L57 65H59ZM139 64V63H138ZM199 64V65H198ZM223 64V65H222ZM82 66L84 65V68L87 66L88 68H89V66H88V64H81ZM80 65V66H81ZM216 65V66H215ZM218 65V66H217ZM229 65V66H228ZM44 66H46V65H44ZM187 66V67H186ZM238 68H236V67ZM57 67V68H56ZM70 67V68H71ZM74 67H76V69L74 68ZM73 68L75 69V70H72L73 72H70V73H74V71H75V73L74 74H76V76L74 77L73 76V74H72V76H73V80L74 81H78V83L80 82V84H82V82H84V80L86 81V79H85V77L83 78H80L83 74H80V75H78L79 73H82V71H83V67H81L80 69L82 70V71H78V70H80V69H78L77 67H79V66H74ZM218 67V68H217ZM228 69H227V68ZM43 67H41L40 69H42ZM72 68V69H73ZM210 68V69H209ZM221 68V69H220ZM233 68V69H232ZM69 69V68H68ZM78 69V70H77ZM93 69V68H92ZM232 69V70H231ZM58 70V71H57ZM70 70V69H69ZM94 70V69H93ZM92 70V71H93ZM222 70V71H221ZM238 70V71H237ZM78 71V73H76ZM201 71V72H200ZM218 71V72H217ZM231 71V72H230ZM94 72V71H93ZM189 72V73H188ZM57 73H55V75H59V74H57ZM92 73V72H91ZM212 73H214V74H212ZM199 74V75H198ZM241 74V75H242ZM77 75L79 76L78 78H80V79H78V78H76L77 77ZM202 75V76H201ZM211 75V76H210ZM230 75V76H229ZM247 75V74H246ZM36 76V75H35ZM84 76V75H83ZM116 76H117V78L118 79H121V83L123 82L122 81V76L124 77L125 75H122L121 73L120 74H116ZM116 76H112L114 79H112L111 77H109L110 79H112V80H110L108 77L106 78L107 79V81H106V79H105V81H104V84L107 82V84H109V85H111L112 83H118V82H120V80H118L117 79V81H116ZM119 76H120V78H119ZM177 76V77H176ZM196 76V77H195ZM33 77L35 78V82H34V79H33ZM49 77V78H48ZM172 77V78H171ZM192 77V78H191ZM230 77V78H231ZM44 78H45V80H44ZM60 78V77H59ZM95 78V77H94ZM126 78V77H125ZM124 78V79H125ZM229 78V79H230ZM55 79V80H54ZM76 79H78V80H76ZM84 79V80H83ZM109 79V80H108ZM206 79V80H205ZM40 80V81H39ZM113 80L115 81V82H113ZM175 80V81H174ZM48 81V82H47ZM57 81H59V82H57ZM108 81L110 82V83H108ZM180 81V82H179ZM236 81V82H235ZM235 81H231V84H230V88L227 90V89H225L226 91H227V93L225 92V94H224V92H222V94H221V96H222V98L225 96V99L226 98H228V100L226 99V100H224V103L222 102V104L223 105H225L226 106V104H228L227 106L228 107H232V108H234V109H238L239 110V113H238V118L241 120V121H243V120H245V119H247L248 117H251V116H253L252 114H254L255 112H257V113H255V114H260V112L261 111H263L264 112V85L261 83V82H258V85L254 88V89H252L251 91V93H253V94H251L250 93V91L246 94V92L242 89L241 91H239L240 89H241V85H239V81L236 79ZM94 82V81H93ZM159 82V83H158ZM170 82V83H169ZM173 82V83H172ZM192 82V83H191ZM202 82V83H201ZM208 82V83H207ZM233 82V83H232ZM238 82V83H237ZM18 83H19V85H18ZM21 83V84H20ZM48 83H49V85H48ZM56 83H57V86H62V84H63V88L62 87H60V90L62 89V90H64V92L61 90H59L58 91V89H59V87H57V91L56 90H54V87H55V85H56ZM60 85H59V84ZM85 83V82H84ZM190 83V84H189ZM198 83V84H197ZM262 85H260V84ZM120 84V83H119ZM189 84V85H188ZM106 85V84H105ZM113 85V84H112ZM117 85V84H116ZM19 86V87H18ZM40 86V87H39ZM48 86H50V87H48ZM52 86V87H51ZM54 86V87H53ZM94 86H95V84H94ZM239 86V87H238ZM259 86V87H258ZM261 86V87H260ZM154 87V88H153ZM175 87V88H174ZM177 87V88H176ZM229 87V86H228ZM227 87V88H228ZM263 87V88H262ZM19 88V89H18ZM46 88V89H45ZM50 88V89H49ZM56 88V87H55ZM68 88V89H67ZM95 88H99L98 86L96 87L95 86ZM238 88H240V89H238ZM259 90H258V89ZM40 89H42V91H40ZM48 89V90H47ZM67 89V90H66ZM92 89H94V87H92ZM231 89V90H230ZM235 89V90H234ZM18 90H20V91H18ZM47 90V91H46ZM55 91L54 93L55 94H53V93H51V91ZM72 89H70V91H71ZM157 90V91H156ZM168 90V91H167ZM186 90V91H185ZM229 90H230V93H229ZM257 90V91H256ZM50 91V92H49ZM69 91V90H68ZM148 91V92H147ZM232 91L234 92V91H239V92H242L243 94H245V95H243L242 93L237 97V99H238V101L236 102V100L237 99H235V98H232V99H229L230 97V95H231V93H232ZM254 91V92H253ZM57 92H63L64 93V97H63V94L61 93H57ZM66 92V93H65ZM90 92V93H89ZM96 92V94H94ZM165 92H167V93H165ZM197 92H198V94H197ZM258 92H260V93H258ZM1 93V92H0ZM28 93V94H27ZM83 93H85V94H83ZM87 93V94H86ZM103 91H102V95H103ZM144 93V94H143ZM149 93V94H148ZM165 93V94H164ZM257 93V94H256ZM58 94V95H57ZM76 94H78V93H76ZM82 94V95H81ZM91 94V95H90ZM100 94V93H99ZM99 94L98 95H96V97H98L99 96ZM154 94V95H153ZM178 94V95H177ZM227 94V95H226ZM230 94V95H229ZM41 95V96H40ZM60 95H62V96H60ZM65 95L67 96V97H65ZM70 95H73V96H71L70 97ZM83 95H85V96H83ZM138 95V96H137ZM145 95V96H144ZM153 96V98H152V96ZM173 95V96H172ZM229 95V96H228ZM254 95V96H253ZM258 95H260L259 97H258ZM52 96H53V98H52ZM77 96V95H76ZM87 96V97H86ZM100 96H101V94H100ZM137 96V97H136ZM140 96V97H139ZM151 96V98H149V97ZM177 96H178V98H177ZM183 96V97H182ZM226 96H228V97H226ZM241 96V97H240ZM254 98H253V97ZM0 97H3L4 98V96H3V94L2 95H0ZM37 97V98H36ZM46 97V98H45ZM48 97V98H47ZM49 97H51V99L49 98ZM72 97H74L73 99H71ZM86 97V98H85ZM172 97L173 99L175 98V100H173L172 98L170 99V98ZM193 97V98H192ZM247 97V98H246ZM261 97V98H260ZM21 98H22V100H21ZM39 98V99H38ZM67 100H70V101H67ZM68 98H70V99H68ZM82 98V99H81ZM99 98V97H98ZM142 100H140V99ZM167 98H169V100L167 99ZM239 98H241L240 100H239ZM252 98H253V100H252ZM256 98V99H255ZM258 98V99H257ZM261 100H260V99ZM33 99V100H32ZM35 99V100H34ZM42 99V100H41ZM47 99V100H46ZM56 99V100H55ZM81 99V100H80ZM90 99V103H89V100ZM134 99V100H133ZM153 99H154V101H153ZM167 99V100H166ZM233 99H234V102H233ZM248 99H251V100H248ZM51 100V101H50ZM72 100V101H71ZM83 100V101H82ZM139 102H138V101ZM165 100H166V104H163V102H165ZM171 100V102H169ZM173 100V101H172ZM232 100V101H231ZM22 101V102H21ZM26 101V102H25ZM35 101V102H34ZM48 101H49V103H48ZM85 101V102H84ZM140 101H141V103H140ZM158 101V102H157ZM160 101H162V102H160ZM168 101V102H167ZM244 103H243V102ZM254 102V105H253V102ZM263 101V102H262ZM26 103V106H25V104L24 105H22V103ZM39 102V103H38ZM45 102L46 103H48V104H45ZM82 102H84V103H82ZM136 102V103H135ZM153 102H157L159 105L160 104H163V105H160L159 107L158 106H156L157 105V103L155 104V103H153ZM225 102H226V104H225ZM231 102V103H230ZM243 104H242V103ZM262 102V103H261ZM28 103H29V106H30V108H29V106H27L28 105ZM34 103V104H33ZM86 103V104H85ZM110 103H111V105L112 104H114V106L112 105V107H111V105H110ZM138 103V104H137ZM183 103V104H182ZM185 103V104H184ZM251 103V104H250ZM256 103H259V104H256ZM21 104V105H20ZM32 104L34 105V108H33V106H32ZM39 104V105H38ZM51 104H54V105H52V106H50L49 107V105H51ZM79 104L81 105V106H79ZM83 104V105H82ZM85 104V105H84ZM144 104H145V106H144ZM155 104V105H154ZM234 104V105H233ZM47 105H48V107L50 108H48L47 107ZM72 105V106H71ZM20 106V107H19ZM37 108H36V107ZM38 106H39V109H40V111H39V109H38ZM77 106H79V107H77V109H76V107ZM100 106V108L101 109H99L98 107ZM133 106V107H132ZM154 106H155V108H154ZM162 106V107H161ZM188 106V105H187ZM240 106V107H239ZM34 109H32V108ZM47 107V108H46ZM53 107V108H52ZM92 107H95V108H92ZM110 107V108H109ZM158 108V110H157V108ZM186 107V106H185ZM262 107H263V109H262ZM29 108V109H28ZM67 108V109H66ZM98 108V109H97ZM102 108H106V109H102ZM148 108V109H147ZM161 108H162V110H161ZM254 108V109H253ZM73 109V110H72ZM95 109V110H94ZM107 109H110V110H107ZM118 109V110H117ZM154 109V110H153ZM164 109V110H163ZM241 109H243V110H241ZM23 110V111H22ZM37 110H38V113H37ZM51 110V111H50ZM90 110V111H91ZM98 110H99V112H98ZM101 110V111H100ZM120 110V111H119ZM126 110V111H125ZM151 110V111H150ZM159 110H161L160 112H159ZM255 110V111H254ZM261 110V111H260ZM12 111H14V115H22V114H20V111L18 112V110H16V108H15V110H12ZM35 111H36V113L38 114H36L35 113ZM156 111H158V112H156ZM18 114H17V113ZM39 112H41V113H39ZM89 112V113H88ZM141 112V113H140ZM149 112V113H148ZM154 112H155V115H156V117H155V115H152V114H154ZM208 112V113H207ZM246 112V113H245ZM30 113H31V119H30ZM51 113V114H50ZM95 113L97 114V115H95ZM109 113V114H108ZM113 113V114H112ZM148 115H147V114ZM157 113V114H156ZM201 113H203V114H201ZM210 113H211V115H210ZM262 113V112H261ZM102 114V115H101ZM112 114V115H111ZM209 116V118L210 119H208L207 120V115ZM244 114V115H243ZM251 114V115H250ZM254 114V115H255ZM35 115H37V116H35ZM42 117H41V116ZM63 115V116H62ZM150 115H152V117H154V118H152ZM262 115H264V113H262L261 114V119L262 120H260V122H259V125L257 126V128L259 129V128H262L263 130H264V119H263V116ZM38 116H40L39 118H40V120H38L39 118H38ZM54 116H56V117H54ZM109 116V117H108ZM147 116V117H146ZM207 116V117H206ZM213 116L216 118L215 119V121H214V119H213ZM241 116V117H240ZM36 117V118H35ZM61 117V118H60ZM202 117V118H203ZM212 117V118H211ZM35 120H34V119ZM60 118V119H59ZM109 118V119H108ZM114 118V119H113ZM127 118V119H126ZM132 118V119H131ZM153 120H151V119ZM162 120H161V119ZM188 118H191L192 120H190V121H188L189 119ZM243 118H245V119H243ZM51 119V120H50ZM58 121H57V120ZM126 119V120H125ZM131 119V120H130ZM134 119V120H133ZM139 119V120H138ZM141 119V120H140ZM144 119V120H143ZM43 120V121H42ZM46 120V121H45ZM116 120V121H115ZM121 120V121H120ZM203 120V119H202ZM214 121V123H215V126H213L214 125V123L212 122V124L210 125V121ZM27 121V122H26ZM38 121V122H37ZM41 121V122H40ZM56 121V122H55ZM94 121V122H93ZM107 121V122H106ZM110 121V122H109ZM126 121V122H125ZM132 121V122H131ZM134 121V122H133ZM141 121H143L144 123H142ZM162 121V122H161ZM187 121V122H186ZM208 121V122H207ZM36 122V123H35ZM51 122H52V124H51ZM97 122V123H96ZM131 122V123H130ZM139 122H140V124H139ZM146 122V123H145ZM149 122V123H148ZM189 122V123H188ZM199 122V123H198ZM25 123V124H24ZM29 123V124H28ZM33 123V124H32ZM38 123V124H37ZM40 123V124H39ZM132 123H134V124H132ZM32 124V125H31ZM50 124V125H49ZM88 124V123H87ZM95 124V125H94ZM112 124V125H111ZM128 124V125H127ZM142 124H144L143 126H142ZM153 124V125H152ZM161 124V125H160ZM186 124V125H187ZM23 125H24V127H23ZM29 125V126H28ZM44 125H45V127H44ZM55 125V124H54ZM97 125V126H96ZM124 125V126H123ZM141 125V130H140V126ZM146 125V126H145ZM160 125V126H159ZM165 127H163V126ZM210 125V126H209ZM222 125V126H221ZM26 126V127H25ZM43 126V127H42ZM47 126H48V128H47ZM95 126V127H94ZM121 126V127H120ZM123 126V127H122ZM128 126V127H127ZM21 127V128H20ZM22 127H23V130H22ZM113 127V128H112ZM146 127V128H145ZM197 127V128H196ZM210 127V128H209ZM214 129H213V128ZM226 127H227V129H226ZM20 128V129H19ZM31 128V129H30ZM123 128V129H122ZM125 128H127L126 130H125ZM188 128V129H187ZM190 128H192V130L190 129ZM216 128V129H215ZM17 129L19 130V131H17ZM46 129V130H45ZM94 129V130H93ZM143 129V130H142ZM145 129V130H144ZM148 129V130H147ZM152 129V130H151ZM163 129V131H161ZM166 129V130H165ZM182 129V130H181ZM187 129V130H186ZM193 129H195V131L193 130ZM212 129H213V131H212ZM219 129V130H218ZM222 129H224V130H222ZM16 130V131H15ZM28 130V131H27ZM32 130H33V133H32ZM39 132H38V131ZM192 132H194V133H192ZM216 130V131H215ZM107 131V132H106ZM114 131V132H113ZM143 131V132H142ZM161 131V132H160ZM176 131H178V132H176ZM181 131V132H180ZM41 132H42V134H41ZM96 132V133H95ZM191 132V133H190ZM213 132V133H212ZM215 132V133H214ZM222 134H224V135H222L221 136V133ZM231 132V133H230ZM26 133V134H27ZM137 133H138V135H137ZM168 133V134H167ZM169 133L171 134V136H172V134L173 133H175V135L173 134V136H172V138H171V136H170V138H168L169 137ZM209 133V134H208ZM243 135H244V133L243 132H241ZM241 133H239V135H238V137L240 136V137H242L243 135L241 134ZM78 135V136H77ZM100 135L102 136V137H100ZM104 135V136H103ZM106 135V136H105ZM140 135V136H139ZM214 135V136H213ZM29 136V137H28ZM89 138H88V137ZM95 136H97V138L95 137ZM139 136V137H138ZM188 138H187V137ZM221 136V137H220ZM33 137V136H32ZM36 137V136H35ZM79 137V138H78ZM81 137V138H80ZM83 137V138H82ZM99 137V138H98ZM144 137V138H143ZM27 138H30V135L29 134H27ZM93 138V139H92ZM132 138V139H131ZM142 138V139H141ZM198 138H200L199 140H198ZM206 138H208V139H206ZM74 139H72V140H74ZM97 139V140H96ZM170 139V140H169ZM184 140L183 142H181L182 140ZM189 139V140H188ZM141 140V141H140ZM163 140H164V142H163ZM172 140V141H171ZM180 140V141H179ZM200 142H198V141ZM200 140H202V141H200ZM214 140V141H213ZM96 141V142H95ZM155 144V145H158L159 143L160 144H162V145H164V144H166L167 142H169V141H171V142H173L172 143V151H173V149L175 150V151H173L171 154H169L170 152H168V154H169V156H170V159H172V160H169L167 157H168V154H166V155H164L165 153H167V152H165L164 154H162L163 155V157H165V158H167V160H169L170 162L169 163H172V161L175 163V162H177L178 160H181L180 158H185V157H187V156H191L192 154H194L195 152V155L196 154H198V146L199 145H201V146H203V147H205L204 148V150H201V151H203V155L202 154H200V153H202L201 151H199V156L198 155H196V157H198V159L195 161V163H193V165H191L192 167H188L189 169H186L187 168V165L184 167L183 166V168H174V170L172 169V170H170L169 171V178H167V180L166 179H163V181H161L160 180V178H161V174L160 173H162L161 171V168H156V169H154V170H152V171H150V169H148L147 170V166L143 163L142 164V161L143 162H145V159H146V157H145V155L143 154L144 153V150H146L147 151V149H148V146H150V144L152 145V142ZM159 142V143H157V142ZM161 141H162V143H161ZM194 141H195V143H194ZM204 141V142H203ZM54 142H56V143H54ZM73 142V143H74ZM80 144H79V143ZM84 142V143H83ZM146 144H145V143ZM148 142V143H147ZM217 145V146H213V144L214 143ZM77 143H78V145H77ZM136 143V144H135ZM141 143H143V144H141ZM179 143V144H178ZM192 143V144H191ZM198 143V144H197ZM205 143H207V147H206V144ZM213 143V144H212ZM98 144V143H97ZM153 144V145H154ZM159 144V145H160ZM178 144V145H177ZM186 144V145H185ZM202 144H204V145H202ZM214 144V145H215ZM99 145V144H98ZM146 145H148L147 146V148H145L146 147ZM184 145V146H183ZM225 145V146H224ZM253 145H255V142H254V144H252V146ZM5 146H8V145H6V144H4V148H5ZM10 146V145H9ZM8 146V147H9ZM79 146V147H78ZM97 146V147H96ZM132 146V147H131ZM177 146V147H176ZM187 146V147H186ZM222 146H224V147H222ZM251 146V147H252ZM68 147V150L66 149ZM87 147V148H86ZM126 147V148H125ZM137 147V148H136ZM151 147V146H150ZM150 147H149V149H150ZM175 147V148H174ZM196 147V148H195ZM202 147V148H203ZM226 147V148H225ZM38 148H40L41 150H39ZM58 148V149H57ZM72 148V149H71ZM96 148V149H95ZM145 148V149H144ZM184 148V149H183ZM187 148V149H186ZM190 148V149H189ZM229 148V147H228ZM249 148V147H248ZM255 148H256V145H255ZM258 148V147H257ZM44 149H45V151H44ZM78 149V150H77ZM99 149V150H98ZM192 149V150H191ZM194 149V150H193ZM205 149L207 150V151H205ZM65 150V151H64ZM91 152H90V151ZM140 150H143V151H140ZM197 150V151H196ZM42 151V152H41ZM92 151H94V152H92ZM132 151V152H131ZM139 151V152H138ZM193 151V152H192ZM205 151V152H204ZM63 152V153H62ZM118 152V153H117ZM135 152V153H134ZM227 152V153H226ZM86 153V154H85ZM122 153H124V154H122ZM127 153V154H126ZM137 153V154H136ZM142 153V154H141ZM32 154V155H31ZM47 154H49V155H47ZM82 154V155H81ZM91 154V155H90ZM181 154V155H180ZM234 154V155H233ZM31 155V157L32 158H29V156ZM75 155V156H74ZM119 155V156H118ZM121 155V156H120ZM144 155V156H143ZM172 155V156H171ZM194 155V156H195ZM201 155V156H200ZM221 155V156H220ZM33 156H35V159H34V157ZM39 156V157H38ZM46 156V157H45ZM48 156H49V158H48ZM125 156V157H124ZM140 156V157H139ZM37 157V158H36ZM41 157V158H40ZM89 157V158H88ZM122 157V158H121ZM127 157V158H126ZM173 157L177 160V158H178V160L176 161L175 159H173ZM208 157V158H207ZM227 157V158H226ZM229 157H231V158H229ZM238 159V161H237V159ZM240 157H242V158H240ZM40 158V159H39ZM43 158V159H42ZM48 160H47V159ZM141 158V159H140ZM164 158V159H165ZM182 158V159H183ZM205 158V159H204ZM226 158V159H225ZM235 158V159H234ZM16 159H18L17 161H16ZM30 159H32V160H30ZM34 159V160H33ZM40 160V163L37 161V160ZM70 159V160H69ZM76 159V160H75ZM126 159V160H125ZM129 159H131V160H129ZM136 159H137V162H133L134 160L136 161ZM200 159V160H199ZM212 159V160H211ZM224 159V160H223ZM228 159V160H227ZM240 159V160H239ZM28 161V163H27V161ZM44 160V161H43ZM70 162H69V161ZM78 160V161H77ZM84 160V161H83ZM120 160V161H119ZM129 160V162L131 161L132 163H135V164H132L131 165V167L128 165V164H130V163H126L127 161ZM175 160V161H174ZM202 160H203V162H202ZM208 160V161H207ZM21 161V162H20ZM25 161V162H24ZM33 161H35L34 163H32ZM37 161V162H36ZM42 161V162H41ZM166 161V160H165ZM207 161V162H206ZM230 161V162H231ZM239 162V163H237V162ZM241 161V162H240ZM19 162V163H18ZM23 162V163H22ZM29 162H31V164L29 163ZM80 162V163H79ZM212 162V163H211ZM224 162V163H225ZM13 163V164H12ZM27 163V164H26ZM35 163H38V164H35ZM138 163V164H137ZM169 163H167V164H169ZM221 163V164H220ZM243 163V164H242ZM15 164V165H14ZM20 166H19V165ZM36 165V167H35V165ZM77 164H79V165H77ZM120 164V165H119ZM125 164H127V165H125ZM142 164V165H141ZM194 164H195V167H194ZM200 164V165H199ZM238 164V165H237ZM241 164H242V166H241ZM245 164V165H244ZM22 165H23V167H25V169L22 167ZM38 165V166H37ZM70 165V166H69ZM140 166V169H139V166ZM144 165V166H143ZM164 165H166V164H164ZM18 166V167H17ZM35 167V169H34V167ZM82 166V165H81ZM81 166H79L80 168H81ZM202 166V167H201ZM11 167V168H10ZM14 167V168H13ZM20 167H21V169H20ZM33 167V168H32ZM119 167V168H118ZM142 167V168H141ZM146 169H145V168ZM66 168V169H65ZM118 168V169H117ZM194 168H195V170H194ZM197 168V169H196ZM199 168V169H198ZM12 169H14V171L12 170ZM18 169V170H17ZM29 169V170H28ZM37 169V170H36ZM39 169H40V171H39ZM42 169V170H41ZM79 169V168H78ZM136 169H138V170H136ZM143 169H144V171H143ZM194 170V172L195 173H192V170ZM44 170V171H43ZM142 170V171H141ZM7 171V172H6ZM25 171H27V172H25ZM37 171V172H36ZM136 171V172H135ZM138 171V172H137ZM149 171V172H148ZM173 171V172H172ZM17 172V173H16ZM19 172V173H18ZM147 172V173H146ZM172 172V173H171ZM7 173V174H6ZM28 173V174H27ZM39 173V174H38ZM41 173V174H40ZM150 173V174H149ZM153 173H155V174H153ZM171 173V174H170ZM192 175H191V174ZM7 175V176H4V175ZM11 174V175H10ZM20 174V175H19ZM22 174H24V175H22ZM153 174V175H152ZM158 174V177L157 176H155V175H157ZM184 174V175H183ZM200 174V173H199ZM2 175V176H1ZM15 175V176H14ZM30 175V176H29ZM35 176V177H33V176ZM39 175V176H38ZM190 175V176H189ZM23 176V177H22ZM172 176V177H171ZM8 178L7 179V181L5 180V178ZM12 177H14V178H12ZM15 177H17V178H15ZM39 177V178H38ZM129 177V176H128ZM149 177V178H150ZM187 178V179H188ZM197 178V177H196ZM4 179V180H3ZM11 179H12V181H13V179H14V182L16 181V183H13L12 181H11ZM16 179V180H15ZM22 179V180H21ZM47 179V180H46ZM99 179V178H98ZM162 179V178H161ZM169 179V180H168ZM174 179V180H173ZM19 180V181H18ZM133 180V181H132ZM9 181V182H8ZM99 181L102 183V180H94V182H96L98 185L96 186V183H95V185H94V182H93V185H91L90 187H91V189L94 187V190L95 189H99L100 187H101V185H100V187H99V184H101V183H99ZM168 181V182H167ZM6 182H7V184H6ZM18 182V183H17ZM158 182V183H157ZM160 182V183H159ZM174 182V183H173ZM25 185H24V184ZM171 183V184H170ZM182 185H181V184ZM189 183V184H188ZM13 184H14V186L16 185V186H19V189H18V187L16 188V187H13ZM158 184V185H157ZM186 184V185H185ZM23 185V186H22ZM30 185V186H29ZM31 185H32V187H31ZM152 185V186H151ZM173 185V186H172ZM200 185V186H199ZM235 185V184H234ZM232 186V187H230V191L228 190L227 191V193L226 194H228V195H230V194H234L233 192H237L238 190V188H236L235 186H237V185H235V186ZM21 186V187H20ZM73 186V185H72ZM93 186V187H92ZM97 188H96V187ZM103 186V185H102ZM158 186V187H157ZM169 186V187H168ZM184 186V187H183ZM187 186L188 187H191V188H193L194 189V191H193V189L191 190L190 188H188L187 190H185L184 192L186 193V195H185V193L184 192H182L181 194H179V196H181V197H178V199L177 200H172V201H170L171 199H169L170 197H172L171 196V194H170V192H174V190H172V189H175V191L176 190H180V189H183V188H187ZM212 185H210L209 187H211ZM38 187V188H37ZM171 187V188H170ZM182 187V188H181ZM197 187H198V189H197ZM236 189H235V188ZM33 188H35V189H33ZM101 188H103V187H101ZM170 188V189H169ZM212 188V187H211ZM211 188H208V189H211ZM233 188V189H232ZM8 189V188H7ZM21 189L23 190V191H21ZM90 189V188H89ZM86 190V191H90V190ZM156 189V190H155ZM157 189H159L158 191H157ZM169 189V190H168ZM196 189V190H195ZM206 190L207 191V194L205 193V195H208V192H212L213 190L211 189V190ZM35 190V191H34ZM161 190H164V192L162 193V192H160ZM165 190H168V191H165ZM234 190V191H233ZM25 191V192H24ZM30 191V192H29ZM93 191V190H92ZM201 191V190H200ZM33 192V193H32ZM168 192V193H167ZM189 192V193H188ZM192 192V193H191ZM193 192H195L194 193V195H193ZM203 192V191H202ZM21 193V194H20ZM28 193V194H27ZM54 193V194H53ZM18 194V195H17ZM24 194V195H23ZM170 196H169V195ZM188 194H190V195H188ZM17 195V196H16ZM20 195V196H19ZM40 195V196H39ZM46 195V196H45ZM144 195H146V193H144ZM193 195V196H192ZM197 197H196V196ZM23 196V197H22ZM39 196V198H37ZM53 196V197H52ZM168 196V197H167ZM214 196V195H213ZM212 195H210V198L211 197H213ZM224 195L222 194V197H223ZM166 197V198H165ZM205 198L204 199H201V200H207L208 202H211V200H210V198H208L209 197V195L208 196H204ZM207 197V198H206ZM18 198H20V199H18ZM27 199H28V197H26ZM166 199V201L167 202H164L162 199ZM34 199H35V197H34ZM217 199V198H216ZM216 199H214L216 202H214L213 204L214 205H216L217 203H218V199L216 200ZM7 200V201H6ZM37 200V201H38ZM186 200V201H185ZM200 200V201H201ZM210 200V201H209ZM19 201V202H20ZM206 201V202H207ZM2 202V203H1ZM182 202V203H181ZM187 204H186V203ZM189 202H190V204L192 203V206L189 204ZM205 201H204V203H206ZM219 202H220V200H219ZM4 203V204H3ZM184 203V204H183ZM197 203V204H196ZM189 204V205H188ZM196 204V205H195ZM250 204H253V202H251ZM181 205V206H180ZM186 205H187V207H186ZM199 205V206H198ZM203 205V206H202ZM218 205V204H217ZM217 205H216V207H217ZM171 206V207H170ZM189 206V207H188ZM196 206V207H195ZM200 206H201V208H202V210H201V208H200ZM180 207V208H179ZM185 207L187 208V209H185ZM197 209L198 208V212L196 211V213H194L195 212V208ZM105 208H107V207H105ZM182 208H184V209H182ZM182 209V210H181ZM203 209H204V211L205 212H202L203 211ZM108 212H110V210H109V208H107L106 209ZM106 210L104 209V211L105 212H102V214H105V213H107L106 212ZM180 210V211H179ZM186 210V211H185ZM214 212H213V211ZM245 210V208H243V205H241V206H239V207H236L235 208V212H234V214H236L235 216H233V218L234 217H236L237 216V214L239 215V214H241L243 211ZM189 211H190V213H189ZM174 212V213H173ZM3 213H4V211H3ZM7 212H6V210H5V213L4 214H6ZM175 213H177V214H175ZM4 214L3 215H1L2 217H4L5 219L7 218V216H4ZM194 214V215H193ZM208 214V215H207ZM7 215H9L8 213H7ZM0 216V217H1ZM158 218H156V217H153L152 218V220H151V224L150 225H154V224H157L159 221H160V217L159 216H157ZM198 217V218H197ZM4 218H0V233L1 232H3V231H5V219ZM200 218V219H199ZM100 219H102V216L101 215H98L97 216V218L95 219V220H99L100 221ZM153 219H157V221H155L154 220V222L155 223H153ZM188 219V220H187ZM195 221H194V220ZM227 219V220H226ZM1 220H2V222H1ZM190 220V221H189ZM204 220V221H203ZM230 220V221H229ZM85 223H83L82 225H84V224H86V225H88V222L87 221H84ZM171 222H175V219H173V221H171ZM188 222V225L190 226L191 225V223L192 224H194L195 223V225H196V228H195V225H194V227L193 228H189V229H187V227H185V225H186V223ZM197 222V223H196ZM200 222V223H199ZM202 222H204L203 224H202ZM4 223V224H3ZM197 224H198V226H197ZM229 224V225H228ZM2 225V226H1ZM208 225V226H207ZM210 225V226H209ZM80 225H78V224H74V225H72V226H70V228L68 227V229L70 230V231H66V233H68V235L67 234H65V232L63 231V230H61V229H59L58 231V233L57 234H59V242H58V245H59V247L56 245V248L54 247L55 245H53V243H51L50 241H48V243H42L41 244V246H40V244H39V242L37 243V245L35 246H30V244H32V242H30L29 241V239L31 240V238H29L28 237V239H27V237H26V240H25V238H24V240H23V242L21 241V243L18 241L17 243L15 242V243H13L12 241H11V243H10V240L8 241L9 243H6L5 244V242H6V237H5V235H4V233L2 234H0V238H4L3 240L2 239H0V246H1V244H2V241L4 242V240H5V242H4V249L6 248L7 250H5V251H3L4 249L3 248H1V247H3V245L0 247V249H3V250H1V252H0V256L2 255V257L4 256L5 258H7V256L9 255V253H10V256H15V258H12V257H8L7 259H5V258H3L2 259V257H0V259H2L3 261H1L0 260V264L2 263V264H10V262H9V260L11 261V264H108V261H109V259H111V258H113L116 254H117V249H112V248H110V247H106V246H104V245H102V244H100V243H95V244H83L82 243V241L80 242V238L81 237H83V235L81 236V230L80 231H77V229H78V227H79ZM215 226V227H214ZM2 227H5V228H2ZM46 227V228H45ZM212 229H211V228ZM46 229V231H48V228H47V225H45V226H43V228H42V230L44 231L45 229ZM72 228V229H71ZM73 228H75V230H73ZM84 228V227H83ZM186 228V229H185ZM206 228V229H205ZM209 228V229H208ZM217 228V229H216ZM225 228V229H224ZM227 228V229H226ZM24 230L25 229H22V231L20 230V232H24ZM79 230V229H78ZM184 230V231H183ZM192 230V231H191ZM191 231V232H190ZM206 231V232H205ZM212 231V232H211ZM74 232H77V234L76 233H74ZM172 232H174V233H172ZM200 232V233H199ZM12 233V232H11ZM78 233H80V234H78ZM170 233H171V235H170ZM193 233V234H192ZM202 233V234H201ZM218 233V234H217ZM226 233V234H225ZM13 234H15V233H13ZM70 234V235H69ZM75 234V235H74ZM67 235V236H66ZM71 235H73L72 237H71ZM170 235V236H169ZM174 235V236H173ZM4 236V237H3ZM63 237V238H61V237ZM68 236H70V238L68 237ZM77 238H76V237ZM80 236V237H79ZM173 238H172V237ZM159 237V238H158ZM174 237H175V239H174ZM254 237H256V235L254 236ZM61 238V239H60ZM170 238V239H169ZM215 238V239H214ZM224 238V239H225ZM228 238V237H227ZM79 239V240H78ZM2 240V241H1ZM67 240V241H66ZM217 240V241H216ZM76 241V242H75ZM157 241V242H156ZM255 238L253 239V241L251 242V244H253V245H249L250 246V249L252 250V248H254V246H255ZM28 242H30V244L28 243ZM52 244V245H50V243ZM154 242V243H153ZM202 242V243H201ZM26 244L25 246H23L22 245V247L21 248H18L21 244ZM41 243V242H40ZM73 243V244H72ZM8 244V245H7ZM10 244V245H9ZM13 244V245H12ZM205 245V248H204V245ZM81 245V246H80ZM202 245V246H201ZM6 246V247H5ZM11 246V247H10ZM43 246V247H42ZM185 248H184V247ZM27 247V248H26ZM29 247V248H28ZM50 247H52V248H50ZM68 247V248H67ZM83 247V248H82ZM207 247V248H206ZM10 248H11V250H10ZM16 248V249H15ZM18 248V249H17ZM22 248H25V249H22ZM53 248H55V249H53ZM75 248V249H74ZM180 248V249H179ZM197 248V249H196ZM212 248V249H211ZM14 249V250H13ZM20 249H22V250H20ZM28 249V250H27ZM78 249V250H77ZM176 249H178V250H176ZM182 249H184L183 251H182ZM205 249H207V250H205ZM209 249H210V252H209ZM216 249V250H217ZM16 250V251H15ZM71 250H72V252H71ZM146 250V251H145ZM180 250V252H178ZM10 251V252H9ZM12 251H13V253H12ZM18 251V252H17ZM76 251V252H75ZM148 251V252H147ZM192 251V252H191ZM182 252V253H181ZM204 252V253H203ZM206 252H208V254L206 253ZM21 253V254H20ZM112 255H111V254ZM113 253H114V255H113ZM179 253V254H178ZM192 253V254H191ZM196 253V254H195ZM198 253V254H197ZM5 254V255H4ZM23 254V255H22ZM164 254H167V255H164ZM181 254V255H180ZM188 254H191V255H188ZM200 254V255H199ZM203 254H206V255H203ZM17 255H18V259L16 258L17 257ZM147 255V256H146ZM173 255V256H172ZM184 255H188V256H184ZM193 255V256H192ZM196 255V256H195ZM21 257V259H19L20 257ZM27 256V257H26ZM88 256V257H87ZM149 256V257H148ZM184 256V257H183ZM35 257V258H34ZM145 257V258H144ZM157 257V258H156ZM180 257H181V259H180ZM34 258V259H33ZM36 258H37V260L38 261H36ZM139 258V259H138ZM152 258V259H151ZM166 258V259H165ZM5 259V260H4ZM14 261H13V260ZM15 259H17V260H15ZM23 259H25V260H23ZM29 259V261H31V259H32V262H29V261H27ZM33 260H35V263H34V261ZM159 260H160V262H159ZM163 262H162V261ZM192 260V259H191ZM19 261V262H18ZM22 261V262H21ZM25 261H27L26 263H25ZM245 262V263H242V262ZM8 262V263H7ZM14 262V263H13ZM129 262H128V264H129ZM148 262V263H147ZM154 262V263H153ZM167 262V263H166ZM112 264H115L114 262H111ZM124 263H126V262H124ZM124 263H122V264H124ZM160 263V264H161ZM241 263L242 264H246L247 263V260H246V258H243L242 259V261H241ZM240 263V264H241ZM169 264H173V262H170Z\"/></svg>",
	"mask_w": 264,
	"mask_h": 264
},
{
	"label": "built area",
	"instance_id": "built-area-1",
	"mask_svg": "<svg viewBox=\"0 0 264 264\" xmlns=\"http://www.w3.org/2000/svg\"><path fill=\"white\" fill-rule=\"evenodd\" d=\"M132 172L133 171H126L123 174H120L122 172H120V173L117 172L115 174L116 181L120 182L122 180V178H123V180L125 178L132 179L133 178ZM117 176H121V180H118ZM127 176H129V177H127ZM6 197H8V189H7L6 185L1 184L0 185V200L4 199ZM103 197H104V193H102L101 191L100 192H96L95 193V197L89 199L86 202V204L88 203L87 212L89 213V212L92 211L91 213H95L97 210H100L101 209V204H102L101 199H103ZM95 199H96V201L91 206H89L90 205L89 203L91 201L95 200ZM125 205H126V203L124 204V206ZM83 208L86 210L85 206H83ZM124 208H127V207H124ZM116 209L117 208H115L112 211H115ZM38 216H39L38 215V211H37V209L35 207H31L29 209L23 208L21 210H18L17 212H14V213L8 215L7 218L5 219L6 229L9 232H18V231H20L22 229H25L27 227L32 226L38 220V218H39ZM90 217H91L90 215L88 216V215L84 214L83 216L81 215L80 219H81V221L82 220L91 221L92 218H90Z\"/></svg>",
	"mask_w": 264,
	"mask_h": 264
}]
</instances>
